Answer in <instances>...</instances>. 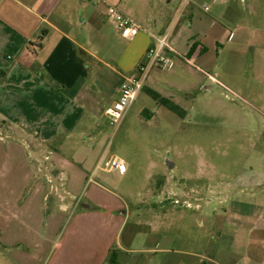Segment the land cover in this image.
Returning a JSON list of instances; mask_svg holds the SVG:
<instances>
[{"label":"rangeland","instance_id":"obj_1","mask_svg":"<svg viewBox=\"0 0 264 264\" xmlns=\"http://www.w3.org/2000/svg\"><path fill=\"white\" fill-rule=\"evenodd\" d=\"M158 1L174 14L182 2L152 0L154 13ZM204 4L211 1L195 4L194 21L214 22L221 33L219 43L206 41L208 66L194 61L181 69L173 59L172 70L154 69L149 75L151 88L182 99L184 117L157 104L143 88L121 122L113 124L106 116L88 120L90 137L78 126L77 138L58 152L61 170L52 167L59 142L33 155L27 142L7 135L0 122V264H15L12 257L34 250L43 256L41 264H53L60 253L96 254L118 241L140 250L148 246L155 214L164 219L160 233L175 235L191 252L205 253L206 263L264 264V186L249 183L264 170V135L232 122L230 104L246 105L228 83L230 55H264V0L255 2L253 12L243 8L229 23L203 12ZM238 26L248 32L246 46L244 40H228ZM201 68L212 76L224 74L226 80L218 77L224 86L204 90ZM112 157L124 161V172L103 168ZM256 214L261 222L251 235L246 219Z\"/></svg>","mask_w":264,"mask_h":264},{"label":"crops","instance_id":"obj_2","mask_svg":"<svg viewBox=\"0 0 264 264\" xmlns=\"http://www.w3.org/2000/svg\"><path fill=\"white\" fill-rule=\"evenodd\" d=\"M198 1L182 0L174 14L161 1L154 13L152 0H0V122L6 125L7 135L27 142L33 155H42L46 145L59 142L53 151L56 158L52 167L61 170L58 152L77 138L78 126L84 128L82 136L90 137L92 124L86 121L102 120L103 116L108 119L106 112L117 99L120 85L143 62L153 37L168 35L170 55L178 68L194 61L208 66L210 51L206 41L212 38L219 43L221 33L214 22L205 26L201 20L194 21L193 8ZM210 1V5L202 6L203 12L227 23L239 18L245 7L253 12L257 2ZM204 7L209 10L205 11ZM109 8L133 20L142 31L133 38H123ZM236 30V34H229L228 40L241 39L244 40L241 46H246L247 30L241 26ZM229 62L230 91L246 105L230 104L232 122L239 127H250L254 135H264V55H230ZM200 71L207 81L204 90L218 84L212 79L223 85L218 77L225 79L224 74L216 71L212 76L202 68ZM153 83L148 77L143 92L153 90L180 107L182 99L177 101L169 94L154 90ZM69 165L74 167L72 163ZM36 168L41 170L42 165L37 163ZM249 183L254 187L264 186V170L256 173ZM256 215L246 219L251 235L261 222L260 214ZM152 217L150 222L154 226L150 225L146 233L148 246L140 250L125 246L129 244L127 241H118L114 248L107 243L96 254L88 250L60 253L54 257L53 264L104 261L109 264H215L212 260L208 263L202 260L205 253L183 248V242L175 235L160 233L164 219L158 214ZM111 251H114L112 263ZM134 252L139 257H133ZM143 254L150 258L140 257ZM11 261L41 264L44 258L40 251L34 250L12 257Z\"/></svg>","mask_w":264,"mask_h":264},{"label":"built area","instance_id":"obj_3","mask_svg":"<svg viewBox=\"0 0 264 264\" xmlns=\"http://www.w3.org/2000/svg\"><path fill=\"white\" fill-rule=\"evenodd\" d=\"M188 1L183 0L185 3ZM204 10L208 11L209 8L204 7ZM108 12L114 17L116 29L123 38H133L142 31V28L138 24L117 10L109 8ZM168 39L167 34L153 37V42L147 49L143 62L137 66L133 75L125 77L123 83L120 85L117 99L106 112L108 119L113 124L121 122L127 109L144 88L145 82L152 70L170 71L174 68V61L170 55L172 49ZM212 80L220 84L218 81ZM124 165L123 160L112 157L105 162L103 168L107 171L116 169L124 172Z\"/></svg>","mask_w":264,"mask_h":264},{"label":"trees","instance_id":"obj_4","mask_svg":"<svg viewBox=\"0 0 264 264\" xmlns=\"http://www.w3.org/2000/svg\"><path fill=\"white\" fill-rule=\"evenodd\" d=\"M145 91L150 97H152L157 102V104L167 108L169 111L176 113L181 117L185 116L186 113L171 100L162 97L160 94H158L157 92L153 90L145 89ZM113 254H114V251H111L110 258H109V261L111 263L113 262Z\"/></svg>","mask_w":264,"mask_h":264}]
</instances>
